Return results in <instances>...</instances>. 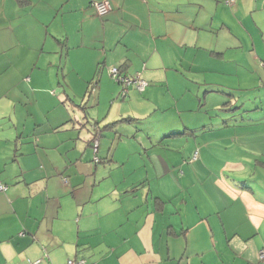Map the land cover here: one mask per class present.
<instances>
[{
  "label": "crops",
  "instance_id": "crops-1",
  "mask_svg": "<svg viewBox=\"0 0 264 264\" xmlns=\"http://www.w3.org/2000/svg\"><path fill=\"white\" fill-rule=\"evenodd\" d=\"M95 1L0 0V264H264V181L236 177L264 101L200 96L231 90L207 77L244 36L264 76V0ZM112 65L148 86L121 96Z\"/></svg>",
  "mask_w": 264,
  "mask_h": 264
},
{
  "label": "rangeland",
  "instance_id": "rangeland-1",
  "mask_svg": "<svg viewBox=\"0 0 264 264\" xmlns=\"http://www.w3.org/2000/svg\"><path fill=\"white\" fill-rule=\"evenodd\" d=\"M244 42V46L240 43H231L233 47H230L227 51V58L222 61H218V66H228V73H222L223 69H219V71L209 72V76L207 77L208 81H216L220 84H224V87H227L231 90L223 91V90H209L206 92L205 84H203L201 88V98L205 99V94H209L208 96V104L207 106L210 108L212 104H216V109L212 110V112H216L217 114H223L225 110L233 111V120L240 119L241 117H236V113L242 111L243 109H249L247 114L256 111V105L258 103L264 101V76L262 73H259L256 69V60H249L247 57L242 55V51L247 52V47L250 49V52H254L252 49L253 46L249 45L252 43V38L244 36L242 39ZM255 41L257 42V48L259 51L264 52V41L261 40L259 36L255 37ZM239 45V46H237ZM233 57L234 60H227ZM249 66L253 67L250 68ZM221 70V71H220ZM197 87H194V92H196ZM264 104V103H263ZM262 108V107H259ZM230 109V110H229ZM190 112V113H189ZM189 114L192 115V118L199 119L203 112L199 110L188 111ZM227 115V114H226ZM229 117V115H228ZM220 117H217L219 119ZM220 120V119H219ZM218 147L223 149L226 147V139H222L217 141ZM264 152H258L250 157H246L245 160L247 162H251L252 168H245L241 170L236 177H241L245 175H249V172L252 171L254 173L252 177L257 179V184L264 181ZM99 156V155H98ZM100 157V156H99Z\"/></svg>",
  "mask_w": 264,
  "mask_h": 264
},
{
  "label": "built area",
  "instance_id": "built-area-1",
  "mask_svg": "<svg viewBox=\"0 0 264 264\" xmlns=\"http://www.w3.org/2000/svg\"><path fill=\"white\" fill-rule=\"evenodd\" d=\"M229 3L235 2V0H228ZM94 5L96 7L97 13L102 15L111 9V4L109 0L95 1ZM110 76L121 85L120 95L126 96L129 93L131 85H135L139 91H144L149 84V81L142 76L141 71H137L134 75H128L123 72L119 66L112 65L109 67ZM94 82V86H95ZM94 86L92 90H94ZM99 130L97 129L96 136L93 141L94 152L98 150L99 147ZM100 157L98 155L94 156L95 161H99ZM8 189V184L0 179V192ZM259 256L264 259V247L259 250ZM43 258H38L33 261H29L26 264H40ZM65 264H90L83 257L68 258Z\"/></svg>",
  "mask_w": 264,
  "mask_h": 264
},
{
  "label": "trees",
  "instance_id": "trees-1",
  "mask_svg": "<svg viewBox=\"0 0 264 264\" xmlns=\"http://www.w3.org/2000/svg\"><path fill=\"white\" fill-rule=\"evenodd\" d=\"M102 15H103V14H102ZM119 67H120V69L123 71V68H122L121 66H119ZM94 82H95V81H94ZM93 126H94V128H95L94 130H95L96 132H95V135H94L93 140H92V147H93V141H94V138H95L96 133H97L98 125H97V124H94ZM100 136H101V133H100V131H99V138H100ZM99 143H100V140H99ZM93 151H94V149H93ZM94 154H95V155H98V150H97L96 152H94ZM95 155H94V156H95ZM100 160H101V158L99 159V161H100ZM96 162H98V161H96ZM66 261H67V260H66ZM65 263H66V262H65Z\"/></svg>",
  "mask_w": 264,
  "mask_h": 264
}]
</instances>
